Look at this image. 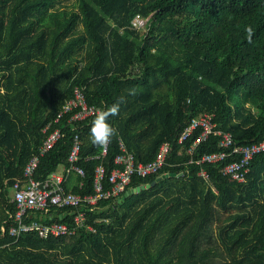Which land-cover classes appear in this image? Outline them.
I'll list each match as a JSON object with an SVG mask.
<instances>
[{"label":"trees","instance_id":"obj_1","mask_svg":"<svg viewBox=\"0 0 264 264\" xmlns=\"http://www.w3.org/2000/svg\"><path fill=\"white\" fill-rule=\"evenodd\" d=\"M136 15L144 27L131 25ZM75 86L101 109L125 98L109 117L118 134L101 160L89 158L101 151L89 139L95 116L76 126L53 122ZM204 112L232 143L223 147L220 135L209 134L188 153L200 130L182 143L178 137ZM56 126L64 135L40 157L35 177L67 165L77 132L84 175L70 176L66 188L81 195L93 192L97 164L114 166L118 137L135 162L153 160L165 141L170 152L157 172L134 175L117 198L24 217L72 224L84 211L94 231L10 235L12 184ZM262 140L264 0H0V264H264V151L249 160L241 182L220 171L239 152L195 163Z\"/></svg>","mask_w":264,"mask_h":264},{"label":"built area","instance_id":"obj_2","mask_svg":"<svg viewBox=\"0 0 264 264\" xmlns=\"http://www.w3.org/2000/svg\"><path fill=\"white\" fill-rule=\"evenodd\" d=\"M145 24L146 19L140 15H136L131 22V25L135 28H142ZM97 109L101 108L87 103L84 86H75L72 96L61 106L53 122L58 123L65 119V125L74 124L76 126V123L94 117ZM213 117V113H201L191 118L183 128L178 137V143L186 140L196 129L200 130L193 143L187 148L188 153H191L195 145L204 140L209 134L220 135V144L223 147H227L232 143L231 133L217 129ZM50 125L51 122L48 123L46 128H49ZM63 135L64 131L58 126L50 130L39 146L37 153H34L24 166L22 177L16 179L12 184L11 201L15 205L13 214L15 224H11L8 227L10 235L33 231L40 238L57 237L72 235L81 226L94 231L93 226L85 223L84 211H78L74 214L72 224L62 222L42 223L37 220L25 221L24 217L30 215L33 210L46 212L49 206H78L85 203L92 209L100 200L117 198L126 190L134 175L145 177L157 172L165 164L170 152V144L165 141L160 144L153 160L146 163L135 162L133 154L126 149L123 140L118 137L119 152L113 158L114 166L107 170L102 163L97 164L93 174V192L81 195L66 188V183L70 176L77 174L82 177L84 175L83 168L78 164L81 139L77 132L72 137L71 148L67 156V165L51 172L45 179L35 177L40 157L49 151ZM107 148L108 146L105 149H101L100 153L89 158L101 160L106 155ZM261 151H264V140L250 145L234 147L230 152L205 153L200 159L195 160V163H215L223 160L230 153L239 152L241 158L238 161L226 163L220 171L222 174L241 182L245 180L249 160L255 153ZM89 158L86 157V159ZM198 175L207 181L209 180L208 174L203 168L199 169Z\"/></svg>","mask_w":264,"mask_h":264},{"label":"clouds","instance_id":"obj_3","mask_svg":"<svg viewBox=\"0 0 264 264\" xmlns=\"http://www.w3.org/2000/svg\"><path fill=\"white\" fill-rule=\"evenodd\" d=\"M245 32L249 42H251L254 34L253 28L248 25L245 27ZM129 92L130 94H135L134 90H129ZM124 99V97H120L110 106L96 110L89 134V139L93 145L105 149L111 140L117 136V129L109 123V117L119 114L120 106L124 102Z\"/></svg>","mask_w":264,"mask_h":264},{"label":"water","instance_id":"obj_4","mask_svg":"<svg viewBox=\"0 0 264 264\" xmlns=\"http://www.w3.org/2000/svg\"><path fill=\"white\" fill-rule=\"evenodd\" d=\"M168 175H169L168 173H165V174L162 175V177H166V176H168ZM157 180H158V178H157ZM157 180H153L150 184L148 183V184H142V185L136 186V187L132 188V189L130 190V192H131V193H135V192L140 191L141 189H144V188H147V187H149V186H151V185H154V184L156 183ZM127 193H129V192H127Z\"/></svg>","mask_w":264,"mask_h":264},{"label":"rangeland","instance_id":"obj_5","mask_svg":"<svg viewBox=\"0 0 264 264\" xmlns=\"http://www.w3.org/2000/svg\"><path fill=\"white\" fill-rule=\"evenodd\" d=\"M71 0H62V2H69ZM10 194H12V191H10Z\"/></svg>","mask_w":264,"mask_h":264}]
</instances>
